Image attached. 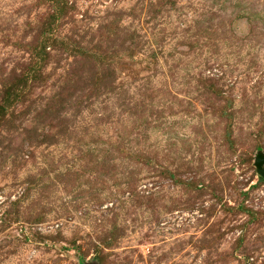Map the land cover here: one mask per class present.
I'll use <instances>...</instances> for the list:
<instances>
[{
    "label": "rangeland",
    "instance_id": "rangeland-1",
    "mask_svg": "<svg viewBox=\"0 0 264 264\" xmlns=\"http://www.w3.org/2000/svg\"><path fill=\"white\" fill-rule=\"evenodd\" d=\"M264 0H0V264H264Z\"/></svg>",
    "mask_w": 264,
    "mask_h": 264
},
{
    "label": "water",
    "instance_id": "water-1",
    "mask_svg": "<svg viewBox=\"0 0 264 264\" xmlns=\"http://www.w3.org/2000/svg\"><path fill=\"white\" fill-rule=\"evenodd\" d=\"M254 165L258 175L264 179V156L262 154L255 157Z\"/></svg>",
    "mask_w": 264,
    "mask_h": 264
},
{
    "label": "built area",
    "instance_id": "built-area-1",
    "mask_svg": "<svg viewBox=\"0 0 264 264\" xmlns=\"http://www.w3.org/2000/svg\"><path fill=\"white\" fill-rule=\"evenodd\" d=\"M4 198L2 196H0V201H2Z\"/></svg>",
    "mask_w": 264,
    "mask_h": 264
},
{
    "label": "trees",
    "instance_id": "trees-1",
    "mask_svg": "<svg viewBox=\"0 0 264 264\" xmlns=\"http://www.w3.org/2000/svg\"><path fill=\"white\" fill-rule=\"evenodd\" d=\"M260 179H262V178L260 177Z\"/></svg>",
    "mask_w": 264,
    "mask_h": 264
}]
</instances>
